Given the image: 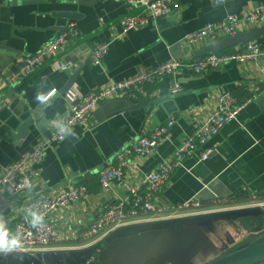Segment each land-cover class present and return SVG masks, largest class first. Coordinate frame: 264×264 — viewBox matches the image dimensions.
I'll use <instances>...</instances> for the list:
<instances>
[{"label":"crops","instance_id":"1","mask_svg":"<svg viewBox=\"0 0 264 264\" xmlns=\"http://www.w3.org/2000/svg\"><path fill=\"white\" fill-rule=\"evenodd\" d=\"M177 3L178 9L171 14L151 19L137 30L123 32L120 20L126 15L140 13L141 6L128 10L123 0H81L80 3L77 0H45L13 6L0 0V44L4 42L6 47L0 48V166H7L32 150L50 132L51 121L60 118L66 110L63 86L78 69L69 90L86 94L132 76L139 67H155L171 59L188 62L195 59L193 51L212 41L203 39L188 44L184 40L187 34L228 15L264 5V0H177ZM58 11H76L79 17L76 20L55 17L53 13ZM70 21L75 23L79 36L71 39L30 76L13 80L25 59L65 30ZM251 28L264 29V18L254 23L240 22L236 32ZM96 42L106 44L107 51L99 65H92L90 55ZM256 42L264 45V34ZM55 62H65L69 66L57 69ZM263 74L264 58L245 64L228 62L203 74L183 68L174 76L162 77L144 86L147 97L164 98L149 114L140 107L101 117L102 112L95 115L100 105L97 106L85 124L72 128L76 137L47 147L40 166L41 175L34 181L31 192L14 193L8 187L0 188V214L11 229L23 215L29 199L82 184L87 192L81 200L48 213L56 229L57 241L45 250L28 254L75 250L102 242L107 235L89 243L82 238V232L109 204L125 198L129 186L138 184L170 157L182 140L196 131L212 110L217 95L223 92L241 101L253 96L254 99L205 144L210 150L205 161L199 160L201 148L183 160L155 203L198 200L206 208H220L224 204L241 208L250 202L252 193L262 194L264 198V107L255 102L264 88ZM175 84L182 90L172 94ZM41 85L44 91L56 89L52 106L47 109L35 99ZM31 115L36 117L30 126L31 134L25 139H15L11 126ZM41 118L48 120L47 125H42L44 132L36 128ZM170 118H174L175 123L169 129V138L158 144L151 155L131 159L122 182L102 189L98 173L115 163L116 154L139 136L151 134ZM247 218L253 219H218L117 238L97 252L96 260L98 264H210L231 246L236 250L250 241L241 240L252 225L249 220L243 221ZM219 220L246 223L247 227L238 229L241 241L230 235L226 225L224 230L216 227ZM259 232L251 239L264 234ZM11 255L15 254L0 256ZM2 261L0 264H5Z\"/></svg>","mask_w":264,"mask_h":264},{"label":"built area","instance_id":"2","mask_svg":"<svg viewBox=\"0 0 264 264\" xmlns=\"http://www.w3.org/2000/svg\"><path fill=\"white\" fill-rule=\"evenodd\" d=\"M128 10L141 6L142 11L136 15H126L120 20L123 32L137 30L149 23L151 19L167 16L178 9L177 0H123ZM224 1V0H221ZM264 18V5L256 6L240 12V14L228 15L217 23H209L202 28L187 34L184 38L188 44H193L203 39L210 41L218 40L225 36H232L236 33V25L240 22L254 23L259 18ZM79 36V31L73 21H70L65 30L57 33L54 37L34 54L28 56L23 66L14 74L13 80H20L30 76L47 59L55 56L60 50L66 47L71 39ZM107 51L104 43H94L90 63L99 65ZM264 58V45L254 41L242 46H235L227 53L208 54L195 58L188 62L171 59L155 67H139L136 72L123 80L112 81L104 87L97 88L79 94L77 91L68 90L65 92L66 110L60 117L65 119L70 127L77 124H85L90 113L101 103L122 97L138 98L144 96V86L156 82L162 77L174 76L183 68L192 70L197 74H203L210 70L217 69L228 62L245 64L256 62ZM57 69L68 68V63L55 62ZM264 82V74L262 77ZM182 89L175 84L171 93L176 94ZM254 96L243 101L229 92L217 95L212 110L204 117L196 131L185 137L174 153L163 160L153 171L146 174L142 180L128 187L125 198L116 203L109 204L82 232V238L94 243L101 235H108L113 230L135 223L169 220L180 217L204 214L218 209H236L233 204H224L220 208H206L198 200H190L178 204L162 203L157 205L156 198L164 189L170 176L175 169L182 166L185 158L192 156L198 149L199 160L205 161L210 153L205 144L229 121L237 118L246 105L251 103ZM175 123L170 118L165 124L156 127L151 134L139 136L134 142L121 149L115 156V163L104 167L99 173V182L102 189H107L114 183L124 180L125 168L131 159L144 158L151 155L156 146L169 138V129ZM60 135L53 127L48 135L39 140L27 153L22 154L18 159L7 166H0V188L8 187L14 193L28 190L23 185L27 178L32 186L34 181L40 177V166L45 159L46 149L49 145L62 141ZM87 192L84 185L64 187L56 192L42 195L38 198H31L25 204L23 215L14 223L11 230L19 231L22 234L24 247L22 250L12 253H32L38 250H45L52 243L57 241L56 229L48 219V213L58 210L81 200ZM262 194H250V202L241 207L263 206ZM32 207L42 212L45 216V227L33 229L25 220L27 209ZM264 226V223H263ZM82 264H98L96 255L89 256Z\"/></svg>","mask_w":264,"mask_h":264},{"label":"water","instance_id":"3","mask_svg":"<svg viewBox=\"0 0 264 264\" xmlns=\"http://www.w3.org/2000/svg\"><path fill=\"white\" fill-rule=\"evenodd\" d=\"M43 1L45 0H2L3 3L6 2L13 6L19 3L22 5H28L32 3H42ZM77 1L79 3L81 2V0ZM53 15L55 17H61L67 20H76L79 17V13L76 11H58L54 12ZM263 34L264 29L261 28H251L248 31L236 32L232 36L222 37L218 40L212 41L200 50L193 51V56L195 58H199L208 54H218L235 46H242L249 42H254L258 40ZM0 48H6L4 46V42L0 44ZM79 71L80 69L75 71L68 78L67 82L63 86L64 93L70 89L72 82ZM146 97V95L140 96L136 99L122 97L105 101L100 104V107L97 109L95 115L102 112L103 116L101 117H107L115 114L116 112L138 109L140 107L145 108L146 113L149 114L164 100V98L161 97ZM255 102L260 107H264V88L262 92L256 97ZM35 119L36 117L31 115L21 121L18 120V123L14 126H11L10 128L11 135L18 140L27 138L31 134L30 126L34 123ZM47 124L48 120L46 118H41L38 120L36 128L40 132H44L42 125L44 126ZM261 216H264V205L241 207L232 210H221L212 213H204L169 220L129 224L113 230L103 239L102 242L88 247L64 251H43L37 252L35 254L21 253L15 254L13 256L11 255L10 257L6 258L0 256V261H5V264H82L89 256H92L93 254L96 255L97 252L102 250L104 246L117 238L149 231L172 229L179 226L190 227L218 219L246 217L257 218ZM253 230L254 232H257L259 228L253 226ZM210 264H264V234L262 236H257L255 239H250L248 242L242 243L236 248V250L225 253L223 256L210 262Z\"/></svg>","mask_w":264,"mask_h":264},{"label":"clouds","instance_id":"4","mask_svg":"<svg viewBox=\"0 0 264 264\" xmlns=\"http://www.w3.org/2000/svg\"><path fill=\"white\" fill-rule=\"evenodd\" d=\"M56 93V89L52 88L48 91L43 90V85L36 92V102L47 109L52 106V98ZM52 126L56 129L61 139L68 137H76L77 134L70 127V124L63 118H56L51 121ZM23 185L28 188L29 192L32 190L31 182L25 178ZM25 216V220L33 229H42L45 227V216L42 212L29 207ZM24 247L22 234L19 231L13 232L5 220V217L0 214V255L7 256L22 250Z\"/></svg>","mask_w":264,"mask_h":264},{"label":"rangeland","instance_id":"5","mask_svg":"<svg viewBox=\"0 0 264 264\" xmlns=\"http://www.w3.org/2000/svg\"><path fill=\"white\" fill-rule=\"evenodd\" d=\"M249 220V223H251L252 225H250L247 229H246V236L242 237L241 240L243 239H251L252 237H254L256 234L253 230V226L254 227H258L259 228V233H264V216L261 217H257V218H253L252 221H250V219H243V221ZM242 221L240 220H228V221H224V220H219L215 223L216 227L221 228L222 230H224V226L226 225V228L229 229V231L231 232V236H233L235 239H237L239 242L240 240V236H239V230L238 229H242L240 226L242 227H247L246 223H243L242 225ZM228 235V233H227ZM236 241V240H235Z\"/></svg>","mask_w":264,"mask_h":264},{"label":"flooded vegetation","instance_id":"6","mask_svg":"<svg viewBox=\"0 0 264 264\" xmlns=\"http://www.w3.org/2000/svg\"><path fill=\"white\" fill-rule=\"evenodd\" d=\"M234 248H235V247L231 246V247L228 248L224 253H228V252H230V251H233V250H235Z\"/></svg>","mask_w":264,"mask_h":264},{"label":"trees","instance_id":"7","mask_svg":"<svg viewBox=\"0 0 264 264\" xmlns=\"http://www.w3.org/2000/svg\"><path fill=\"white\" fill-rule=\"evenodd\" d=\"M231 49H228V50H226V51H224V53H227V52H229ZM204 206V205H203Z\"/></svg>","mask_w":264,"mask_h":264}]
</instances>
